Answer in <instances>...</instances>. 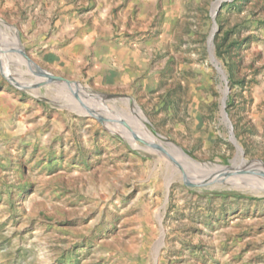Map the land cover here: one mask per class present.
Instances as JSON below:
<instances>
[{"label": "rangeland", "instance_id": "rangeland-1", "mask_svg": "<svg viewBox=\"0 0 264 264\" xmlns=\"http://www.w3.org/2000/svg\"><path fill=\"white\" fill-rule=\"evenodd\" d=\"M217 1L0 0V264H264V0L218 11L227 84Z\"/></svg>", "mask_w": 264, "mask_h": 264}, {"label": "bare ground", "instance_id": "bare-ground-1", "mask_svg": "<svg viewBox=\"0 0 264 264\" xmlns=\"http://www.w3.org/2000/svg\"><path fill=\"white\" fill-rule=\"evenodd\" d=\"M13 40L12 42L16 45V47L18 49H20L21 51H23L22 47L20 46V43L18 42V39L16 37V34L13 33ZM11 43V42H10ZM22 60V59H21ZM23 62L25 64L28 65V62L23 60ZM40 82H43V80H40ZM70 89H71V93L68 95V101L70 102V104L77 108V109H80L82 110L83 112L86 111V109H90L93 113H96L97 116H100L102 119L104 117V110L103 112L100 110V109H97L98 111L94 110L93 107H91V103H89L88 100H86V98H91L92 95L90 93V91H88L86 88H80L76 85H70ZM78 92H81L84 97L86 98H82L81 100L78 99V95L79 93ZM106 97V96H104ZM89 103V104H88ZM130 102L129 100L126 101V104L130 107ZM67 104V103H66ZM135 104V103H134ZM133 108L135 111H134V117L132 118L131 115H128L127 117L129 119H127V122L129 124V126H131V133H128V132H123L122 135L124 137H126L129 141H134L133 137H132V133L133 132H139L141 133L143 136L146 137V139L149 140L150 142V146L153 147V149H155L154 147V143L156 141L160 142L161 144H165L166 141L163 140V138H161L160 136H155L154 135V132L152 129L149 128L148 124H147V120L146 118L144 117V114H142L140 108H138L137 106H133L131 107ZM104 109V107H103ZM170 148V150H174V151H177L183 158H190L188 155L186 154H183L181 152V150L175 146L174 144H167ZM194 161V160H193ZM198 163V162H197ZM180 164V163H178ZM248 165V164H247ZM250 165H253L255 166L256 168H258L259 170V174H262L264 176V165L262 163H252ZM182 166V170L184 173H188V169L191 168L194 170L195 173L197 174H207L208 172L212 173L214 175L213 178L215 179H218V183H220L222 186H226L228 184H231V185H235V186H240L238 184L239 180L236 178V174L234 172L235 170V165L231 168L229 167H217V166H213L211 163H198L196 167H184L183 165ZM246 166V164H245ZM214 167V168H213ZM241 170L243 171H248L246 170V168H241ZM226 175H232L234 177H231V178H224ZM260 176V175H259ZM260 181L262 183H259L261 185H264V180L263 179H260ZM249 182V181H248ZM258 183V182H256ZM259 186V185H258ZM264 188V187H263Z\"/></svg>", "mask_w": 264, "mask_h": 264}, {"label": "water", "instance_id": "water-1", "mask_svg": "<svg viewBox=\"0 0 264 264\" xmlns=\"http://www.w3.org/2000/svg\"><path fill=\"white\" fill-rule=\"evenodd\" d=\"M234 0H218L216 2V6L213 10V13H212V18H213V21H214V24H213V29H212V32L208 38V52H209V57H210V61L212 62V64L217 68L218 72L223 76V79L224 81L226 82L227 84V76L226 74L222 71V69L219 67V63L217 62L216 60V57H215V46H214V38H215V35L218 31V27H217V24H216V21H215V18L218 14V11L221 9L222 5L224 3H230V2H233ZM47 79L49 80H54V81H58V82H61V83H64V84H67V85H78L77 83H74V82H70L66 79H63V78H60V77H55V76H51V75H46ZM107 98H112L111 96H106ZM128 100L131 101L130 98H128ZM227 101H228V89L226 88L224 91H223V99H222V106H221V115H222V121L225 125L226 128H228L229 130V134H230V140L231 142L235 145L236 147V150H237V157L234 159V161L232 162V165L234 162H238L240 161L242 164H246V161L243 159V156H244V152L243 150L241 149V147L239 146L236 138H235V135H234V132H233V127L231 125V122L229 120V117H228V113L226 112V108H227ZM147 124L149 126L150 123L147 121ZM140 140V139H139ZM143 142V140H140ZM162 153L166 154V151L162 148H160L159 146H157ZM181 152L183 154H186L188 155L192 160L193 157L190 156L187 152H185L182 148L178 147ZM195 162H197L196 160H194ZM263 164V163H262ZM264 165V164H263ZM184 179L185 180H188L185 176H184Z\"/></svg>", "mask_w": 264, "mask_h": 264}, {"label": "trees", "instance_id": "trees-1", "mask_svg": "<svg viewBox=\"0 0 264 264\" xmlns=\"http://www.w3.org/2000/svg\"><path fill=\"white\" fill-rule=\"evenodd\" d=\"M234 2V1H233Z\"/></svg>", "mask_w": 264, "mask_h": 264}]
</instances>
